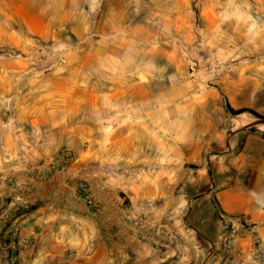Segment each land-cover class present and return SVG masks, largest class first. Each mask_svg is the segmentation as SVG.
Listing matches in <instances>:
<instances>
[{
	"label": "crops",
	"instance_id": "0c3cea01",
	"mask_svg": "<svg viewBox=\"0 0 264 264\" xmlns=\"http://www.w3.org/2000/svg\"><path fill=\"white\" fill-rule=\"evenodd\" d=\"M73 57L66 72L54 71L35 99L19 107V127L0 121V238L18 239V264L51 259L45 244L59 232L49 221L58 220L66 180L87 181L98 200L106 187L123 192L131 203L125 211L135 219L132 240L151 262L181 254L191 264L210 244L213 264L232 222L253 228L264 248V130L242 132L232 145L228 139L232 149L211 157L224 143L214 126L173 128L175 109L205 100L190 102L184 86L159 99L150 66L136 64L130 53L108 52L104 41ZM67 150L75 159L66 172L35 177ZM141 217L144 224L136 221ZM30 221L40 225L32 229V246L22 228ZM10 260L0 243V264Z\"/></svg>",
	"mask_w": 264,
	"mask_h": 264
},
{
	"label": "rangeland",
	"instance_id": "374dc122",
	"mask_svg": "<svg viewBox=\"0 0 264 264\" xmlns=\"http://www.w3.org/2000/svg\"><path fill=\"white\" fill-rule=\"evenodd\" d=\"M100 41L107 42L108 52H127L137 56L136 64L150 66L159 99L165 90L184 86L190 102L205 100L175 109L173 128L183 133L190 123L199 132L214 126L224 143L211 157L228 151V139L232 145L240 133L262 130L251 124L264 128V119L250 112L232 115L226 108L228 101L264 115V0H0L1 123L19 127V107L35 99V90L54 71L66 72L73 54ZM164 111L158 108L159 117ZM165 127L159 123L158 132ZM66 153L73 156L69 166L75 155ZM65 184L58 220L49 221L59 234L45 244L52 251L47 264H187L181 254L151 262L137 252L135 219L125 211L131 203L123 192L106 187L98 200L85 180ZM39 226L30 221L22 227L31 246L32 229ZM211 250L206 245L191 264H208ZM213 261H226L222 245Z\"/></svg>",
	"mask_w": 264,
	"mask_h": 264
},
{
	"label": "built area",
	"instance_id": "2783aa9c",
	"mask_svg": "<svg viewBox=\"0 0 264 264\" xmlns=\"http://www.w3.org/2000/svg\"><path fill=\"white\" fill-rule=\"evenodd\" d=\"M73 156L66 153L55 158L54 163L44 167L41 172L34 174L36 178H48L56 172H66L69 160ZM6 220L9 219V214H6ZM146 218H138L136 221L145 222ZM248 238L251 241L244 244L240 243V239ZM25 241H30L25 237ZM1 246L6 248L10 255V264H18L17 251L18 246L14 240L1 239ZM222 248L225 253L226 261L224 264H262L264 259V248L260 240L256 237L253 228L242 223H231L230 230L222 240Z\"/></svg>",
	"mask_w": 264,
	"mask_h": 264
},
{
	"label": "trees",
	"instance_id": "16d2710c",
	"mask_svg": "<svg viewBox=\"0 0 264 264\" xmlns=\"http://www.w3.org/2000/svg\"><path fill=\"white\" fill-rule=\"evenodd\" d=\"M226 108H227V111L232 115H240V114L245 113V112H250L257 117L264 119V115L260 114L259 112L255 111L253 109H250V108L235 109L231 106V104L228 101L226 103Z\"/></svg>",
	"mask_w": 264,
	"mask_h": 264
},
{
	"label": "water",
	"instance_id": "95a60500",
	"mask_svg": "<svg viewBox=\"0 0 264 264\" xmlns=\"http://www.w3.org/2000/svg\"><path fill=\"white\" fill-rule=\"evenodd\" d=\"M250 127H258V128H260V129L264 130L263 127H260V126H258V125H256V124H251ZM240 131H241V130H239L237 133H239ZM229 149H230V146H228V150H229Z\"/></svg>",
	"mask_w": 264,
	"mask_h": 264
}]
</instances>
